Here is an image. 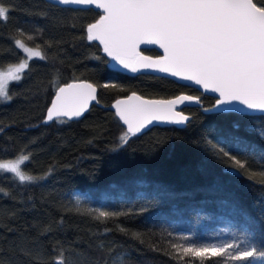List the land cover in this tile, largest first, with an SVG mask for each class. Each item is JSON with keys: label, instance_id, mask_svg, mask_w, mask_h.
<instances>
[{"label": "trees", "instance_id": "trees-1", "mask_svg": "<svg viewBox=\"0 0 264 264\" xmlns=\"http://www.w3.org/2000/svg\"><path fill=\"white\" fill-rule=\"evenodd\" d=\"M0 6L8 9L0 19V69L25 59L16 39L45 56L9 83L10 100L0 99V160L30 155L22 168L37 178L21 184L0 173V264H53L61 250L66 264H105L110 254L123 255L126 264H200L170 244L242 238L264 250V114L206 112L212 95L111 66L103 46L87 40L88 24L101 14L95 8L47 0H0ZM142 51L158 54L154 47ZM73 79L96 84L104 105L92 104L78 119L42 123L56 87ZM130 91L187 92L202 104L183 107L191 115L184 126L153 125L121 145L126 129L106 105ZM221 148L246 167L234 166ZM75 189L91 195L94 207L77 204ZM100 211L113 215L98 219ZM217 261L225 264L216 257L205 264Z\"/></svg>", "mask_w": 264, "mask_h": 264}, {"label": "snow or ice", "instance_id": "snow-or-ice-1", "mask_svg": "<svg viewBox=\"0 0 264 264\" xmlns=\"http://www.w3.org/2000/svg\"><path fill=\"white\" fill-rule=\"evenodd\" d=\"M62 5L94 6L103 14L87 26V40L98 41L103 51L115 64L131 72L153 69L169 73L173 77L191 81L205 91L218 94L212 109L218 113L264 112V0H57ZM8 9L0 6V19L7 18ZM21 35L23 33L21 32ZM28 39H33L29 36ZM25 55L18 64L0 70V99L10 100L9 83L20 81L35 57L45 59L39 47L32 48L23 40L14 41ZM141 44L159 45L163 55L155 58L143 55ZM114 85H105L109 87ZM96 88L86 81H73L58 87L46 121L55 118L80 117L95 101ZM199 104L200 97L179 95L168 100H148L132 93L116 100V115L127 126L119 137L121 145L127 144L153 121L163 120L184 125L190 117L179 105ZM243 105L236 108L234 105ZM239 129V124L233 125ZM264 138V130H260ZM221 152L229 156L228 152ZM234 166L246 164L229 156ZM30 155L20 154L15 159L0 160V173H11L21 184L32 183L37 178L28 175L22 166ZM3 191V189H0ZM7 194V193H5ZM79 203V200H77ZM100 211L97 218L108 217ZM187 241L189 238L182 237ZM175 254L183 253L199 257L200 264L213 257L224 262L249 264L252 260H264V250L254 242L242 238L239 242L188 244L172 243ZM105 264H126L121 254L112 256ZM183 258V256H181ZM53 264H66L61 250ZM71 264V262H68ZM221 264V261H217Z\"/></svg>", "mask_w": 264, "mask_h": 264}, {"label": "water", "instance_id": "water-1", "mask_svg": "<svg viewBox=\"0 0 264 264\" xmlns=\"http://www.w3.org/2000/svg\"><path fill=\"white\" fill-rule=\"evenodd\" d=\"M47 1L52 2V3H55V4H58V5H62V4H59V3L57 2V0H47ZM66 6H71V7H75V8H88L87 6H78V5H66ZM91 7H92V8H95L94 6H91ZM95 9H97V8H95ZM97 10H99V11L101 12L100 15L103 14L102 9H97ZM99 17H100V16H99ZM99 17H98L96 20H98ZM96 20L92 21L91 23H94ZM91 23H89V24H91ZM89 24H88V25H89ZM97 42H98V41H97ZM145 47H154V48L158 51V54L153 55V54H149V53H146V52L142 51V49L145 48ZM138 50H139L143 55H145V56H151V57H153V58H155V57H157V56H161V55H163V49L160 48L159 45H155V44H152V45L141 44V45L139 46V49H138ZM141 72L154 73V74H157V75H162V76H167V77L173 78L174 80H176V81H178V82H180V83H182V84H185V85H188V86H192V87L197 88L199 91H201V92L204 93V94H209V95H212L213 97H215L214 103H213L212 105H210V106H206V107H204L203 109H212V108H213V105H215V103H216V99H217V97H218V94H217V93H214V92H211V91H205L201 86H199V85H195V84H194L193 82H191V81H185V80L179 79V78H177V77H173V76H171L169 73H164V72H160V71H158V70H153V69L141 70ZM73 81H77V82H79V81H86V82H88V83H91V84L96 88V97H97V99H96L95 101H91V102H90V104H89V106H88V109L83 113V115L89 110V108L91 107L92 104H97V105H99V106H103V105H104L103 103H101V102L98 100V87H97L96 84H94L93 82H91L90 80H87V79H73V80H70V81H67V82H63V83H61L60 85H58V86L56 87V89H55V91H54V94L52 95V97H51V99H50V102H49L48 106L46 107L45 114H44L43 118L41 119V122H42V123H44V124H48V123L51 122V121H49V122H45V121H46V116H47V109L51 106V102H52V100L55 98V93H56L58 87L63 86L64 84H67V83H72ZM132 93H135L136 95L141 96V97H143L144 99H148V100H168V99H173V98H175V97H177V96H179V95L198 96V95L191 94V93H187V92H180V93H177V94L172 95V96H169V97H148V96H144V95H142V94H140V93H138V92H136V91H130V92L127 93L126 95L119 96V97L115 98L111 103H109L108 105H106V107L109 108V109H111V110H113L114 113L116 114V109L113 107V105L115 104L116 100H118V99H125V98H127L128 96L132 95ZM198 97H199V96H198ZM201 104H202V102H201V100H200V103H199V104L191 103V104L179 105V106L177 107V110H178V111H179V110H182L183 113H184L185 115L191 117V115H190L188 112H186V111L183 110V107H186V106H201ZM234 107H236V108H243L244 106H243V105H240V104H236V105H234ZM204 111H205V110H204ZM207 112H216V111L213 110V111H207ZM239 113H242V114H264V112H259V111H255V112H253V111L248 110V109H245L243 112H239ZM83 115H82V116H83ZM82 116H80V117H82ZM116 116H117V115H116ZM80 117H73L72 119H69V120L78 119V118H80ZM117 117H118V116H117ZM64 118L68 119L67 117H64ZM118 119H119V117H118ZM119 120H120V119H119ZM120 122H121L122 125L125 127V129L127 130V126L124 125L123 122H122L121 120H120ZM153 125L165 126V125H171V123H168V122L163 121V120L153 121L151 124L147 125V127L144 128L140 133L144 132L145 130H147L148 128H150V127L153 126ZM173 125H176V126H180V127H182V126H184L185 124H184V125L173 124ZM140 133H138V134H140Z\"/></svg>", "mask_w": 264, "mask_h": 264}, {"label": "rangeland", "instance_id": "rangeland-1", "mask_svg": "<svg viewBox=\"0 0 264 264\" xmlns=\"http://www.w3.org/2000/svg\"><path fill=\"white\" fill-rule=\"evenodd\" d=\"M18 63H19V62H18ZM18 63H15V64H18ZM109 64H110L111 66L118 67V68L122 69L121 66L115 64V62L112 61L111 58H110V62H109ZM10 65H13V64H10ZM8 66H9V65H8ZM8 66H7V67H8ZM7 67H5L4 69H0V70H6ZM123 70H127V69H123ZM127 71H129V70H127ZM129 72H131V71H129ZM71 195H72V197L75 199L76 203H77V200H79V203H77V204L83 205V206L88 207V208H93V207H94V204H93V198H92V196L89 195L88 193L83 192V191H80V190H78V189H75V190H73V191L71 192Z\"/></svg>", "mask_w": 264, "mask_h": 264}]
</instances>
